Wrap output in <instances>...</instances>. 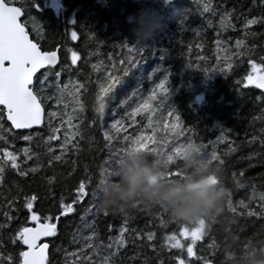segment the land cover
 I'll use <instances>...</instances> for the list:
<instances>
[{"label": "trees", "instance_id": "obj_1", "mask_svg": "<svg viewBox=\"0 0 264 264\" xmlns=\"http://www.w3.org/2000/svg\"><path fill=\"white\" fill-rule=\"evenodd\" d=\"M14 4L39 47H57L59 62L40 70L31 84L44 109L40 126L13 130L0 106V149L15 154L17 163L0 164V264H19L24 246L16 233L36 222L28 220L30 211L38 222L47 217L56 225L46 239L44 264H177L178 258L184 264H243L248 251L264 241V90L244 79L249 60L264 68V0ZM141 12L159 22L143 39L133 31ZM254 18L256 23L247 24ZM165 74L166 92L157 93L162 104L149 101L151 114L144 109L133 115ZM118 130L123 135L109 142L105 133L113 138ZM143 137L156 152L127 151ZM189 144L195 151L184 155ZM137 160L157 167L147 177L157 200L101 205L124 168ZM205 169L222 192L223 211L205 220L204 235L189 257L191 241L179 229L196 225L173 218L158 200ZM81 182L85 193L76 200ZM28 197H35L31 210L24 206ZM61 203L72 204L73 211L61 215ZM169 234L181 247L165 243ZM118 235L122 247L115 242Z\"/></svg>", "mask_w": 264, "mask_h": 264}, {"label": "snow or ice", "instance_id": "obj_2", "mask_svg": "<svg viewBox=\"0 0 264 264\" xmlns=\"http://www.w3.org/2000/svg\"><path fill=\"white\" fill-rule=\"evenodd\" d=\"M14 0H0V105L3 106L4 113L7 116V120L11 122L13 128L23 129L31 127L32 125H39L42 122V108L41 103L38 102V97L33 94L31 89V84L33 80V74L37 69L45 65H52L56 63L57 53L55 51L42 52L38 49L37 44L33 43L25 27L18 22V17L21 15V7L13 6ZM256 23V19H251L247 21V24L251 25ZM72 38L76 39V33H71ZM242 43V41H237V45ZM131 59V57H129ZM72 61L76 62V53H72ZM249 65L251 66L250 74L245 77V83L254 85L256 88L264 90V68L259 65L254 64L252 60H249ZM227 67V65H225ZM259 70V75H253L252 73ZM59 75V74H57ZM165 78L161 79L158 84H156L145 97L144 104L140 106L139 109L134 108L132 110L133 115L137 111H143L147 109L149 114L154 110L149 106V101H156L158 104H162L161 99H157V93L161 95L166 92L165 88ZM112 81L109 80V85ZM104 89L101 90L103 94ZM99 99V97H98ZM123 103V101L121 102ZM49 115H55L54 113H49ZM175 119V117H173ZM176 125H173V129H176ZM105 137L110 139L105 133ZM26 139H28L26 137ZM50 139H55L51 136ZM254 139V138H253ZM68 141L66 140L64 144ZM149 142V137H143V142L141 138H137L133 143L134 146L129 147L127 151H143V152H156V148H147L146 144ZM64 144H61V149L66 151ZM3 152V160L0 164H6L9 161L13 168L17 167L16 155L9 152L7 148L0 149ZM25 153L28 149H23ZM195 151L194 146L191 144L187 148L183 149V154L187 155L190 152ZM180 155L181 152H177ZM213 159H218L216 153L211 154ZM60 156H55L54 159L59 160ZM27 159V155L25 156ZM173 157L170 155L167 157V161L172 160ZM36 169L33 168L32 171ZM2 171V168H0ZM21 175L24 173L21 172ZM51 179V178H49ZM209 180L216 183L214 176H210ZM76 200L82 199L85 193V185L83 182L80 183L79 187L75 189ZM93 198L96 199L95 190L93 192ZM35 197H28L27 203L24 205L26 208H32V200ZM261 199L264 200V195H261ZM61 215L65 213H70L73 211L72 204L61 203ZM39 217L35 211H30L28 215V220L36 221L35 227H21L16 233V238L26 246L25 250L19 252L20 264H44L45 262V249L47 245L44 243H38L41 237H46L53 234L56 230V225L51 223L47 217L44 218L43 222L40 223ZM196 225L192 227L189 231L184 226L179 229V234L181 237L189 238L191 242L187 245V255L192 257L193 253V243L201 239L204 235L205 220L198 219L193 221ZM124 229L121 228V232ZM151 235H148V239L151 240ZM171 241V247L179 248L181 247L180 241L174 234H169L165 240V243ZM116 244L123 246V240L118 235L115 238ZM177 264H184L183 261L177 259Z\"/></svg>", "mask_w": 264, "mask_h": 264}, {"label": "clouds", "instance_id": "obj_3", "mask_svg": "<svg viewBox=\"0 0 264 264\" xmlns=\"http://www.w3.org/2000/svg\"><path fill=\"white\" fill-rule=\"evenodd\" d=\"M136 27L133 29L138 38H146L159 27V22L151 15L137 13ZM157 167L151 162L137 160L129 163L121 173L120 179L114 183L113 195L101 205L124 207L139 197L157 200V195L147 187V177L155 175ZM210 171L205 169L194 182L184 185L181 182L179 189L170 195H165L158 200L159 204L179 220L195 221L198 219L212 220L223 211L222 192L217 183L208 179ZM167 191L164 186H161ZM264 241L254 245L244 256L243 264H264Z\"/></svg>", "mask_w": 264, "mask_h": 264}, {"label": "water", "instance_id": "obj_4", "mask_svg": "<svg viewBox=\"0 0 264 264\" xmlns=\"http://www.w3.org/2000/svg\"><path fill=\"white\" fill-rule=\"evenodd\" d=\"M13 6H17V5L13 4ZM17 7H19V6H17ZM22 15H23V11H22V9H21V15H20V17H18V22H20V23L25 27V31L27 32L29 39H30L33 43L37 44L38 49H39L40 51H42V52H51V51H55V52L57 53L56 63H55V64H52V65H45V66H42L41 68L37 69V71L33 74V78H34L35 75H36L40 70L45 69V68H47V67H54V66H56V65L58 64V62H59L58 49H57V47H55V48H53V49H51V50H42V49L39 47L38 43H36V42L30 37V34H29V32L27 31L26 26L22 23ZM32 81H33V80H32ZM31 89H32V88H31ZM32 91H33V89H32ZM33 94L36 95V94L34 93V91H33ZM38 102H40L39 99H38ZM0 106L3 108L2 105H0ZM41 108H42V113H41V116H42V122H41V124H42V123H43V119H44V109H43V107H42V104H41ZM3 114H4V117H5V120L9 123V125L11 126V128H12L13 130H31V129H33V128H35V127H38V126L41 125V124H39V125H32L31 127L23 128V129L13 128L12 125H11V122L7 120V116H6V114L4 113V110H3ZM208 179H209V177H208ZM35 225H36V222H35L34 224H32V225H28V226H25V227H35ZM49 236H50V235H49ZM49 236L41 237L40 240L38 241V243H44V244L47 245V248L45 249V260H46V258H47V256H48V243H47L46 239H47ZM23 246H24V245H23ZM25 248H26V246H24V250H25ZM44 263H45V262H44ZM204 263H205V264H213V263H211L210 261H207V262H204ZM19 264H20V261H19Z\"/></svg>", "mask_w": 264, "mask_h": 264}, {"label": "rangeland", "instance_id": "obj_5", "mask_svg": "<svg viewBox=\"0 0 264 264\" xmlns=\"http://www.w3.org/2000/svg\"><path fill=\"white\" fill-rule=\"evenodd\" d=\"M51 6H57L58 5V0H46ZM152 1V3L154 4V2H156V3H158V4H163V3H165L166 2V0H154V2H153V0H151ZM251 72V71H250ZM250 74V73H249ZM248 74V75H249ZM253 75H259L260 73H259V70H257V72H255V73H252ZM248 75H246V77L248 76ZM123 135V133L122 132H120L119 130H118V132H116L114 135H113V138L110 136V139H108V141L109 142H112V141H116V138H117V136H118V138H120L121 136ZM109 137V136H108ZM112 139V140H111ZM114 139V140H113ZM170 141V140H169ZM141 142H143V139H141ZM167 143V142H166ZM166 143H164L163 144V147L165 146V144ZM149 143H147L146 144V147H147V145H148ZM34 224V223H33ZM203 264H205V263H203Z\"/></svg>", "mask_w": 264, "mask_h": 264}]
</instances>
